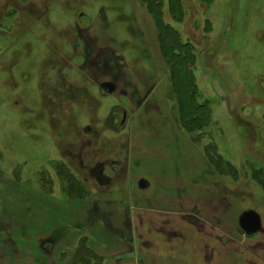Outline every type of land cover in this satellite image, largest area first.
Wrapping results in <instances>:
<instances>
[{"label":"rangeland","instance_id":"1","mask_svg":"<svg viewBox=\"0 0 264 264\" xmlns=\"http://www.w3.org/2000/svg\"><path fill=\"white\" fill-rule=\"evenodd\" d=\"M139 1L0 0L2 264L74 248L64 241L67 227L70 237L83 236L59 264H71L75 253L79 261L81 244L99 257L97 230L111 249L107 256L132 252L127 230L106 226L126 216L177 224L162 229L158 249L169 257L179 230L195 241L193 253L184 244L183 264H264V0L164 1V22L187 45L172 78ZM90 56L123 73L112 81L94 74L84 63ZM191 82L194 100L185 88ZM103 83L116 88L101 94ZM200 104L198 124L182 118L179 108L192 113ZM120 157L125 168L118 174L111 160ZM100 160L105 170L90 175ZM66 173L82 193L72 199ZM131 189L136 210L112 212V203L129 202ZM142 206L154 213L137 211ZM247 212L263 227L252 237L240 224ZM75 220L84 228L75 230ZM136 252L137 264L147 262Z\"/></svg>","mask_w":264,"mask_h":264},{"label":"crops","instance_id":"2","mask_svg":"<svg viewBox=\"0 0 264 264\" xmlns=\"http://www.w3.org/2000/svg\"><path fill=\"white\" fill-rule=\"evenodd\" d=\"M143 189L148 191V189H146V186L143 187ZM131 192L132 193L129 192V195H128L129 196V202H127L124 206H122V205L120 206V204L122 203L120 200H118V201L121 202V203H112L111 204L110 209H113L112 212H114V211L120 212V209H121V212H122V210L125 209L124 210V211H126L125 213L130 215V212L132 213L133 210H136L134 208V205L132 204L133 201L135 200V197H136L134 195L135 192L133 190ZM118 201L116 200V202H118ZM142 207L144 208L145 206H142ZM145 208L144 209H142V208L138 209L137 208V211L143 212V211L146 210L147 213L149 212V214L150 213H154V210H151V208H149V206L145 207ZM146 211H145V213H146ZM157 211L159 213L157 216L162 217L160 215L161 214L160 212H162V211H160V209H157ZM163 211H166V209H163ZM79 212H80L81 216L84 215L85 219H82V221L85 222L86 219H87L85 217V213H82L81 211H79ZM119 216H121V215H119ZM181 217H183V216H181ZM125 219L126 220L122 219V221H120L121 222L120 225L118 224V221H116V219H110V221L107 222L109 224V226L108 225H106V226H107V228L111 227L114 230H115L114 226H117V227L121 226L122 228L125 229V231L127 230V233H126L127 239H126L125 243L128 244L131 247H134L133 251L129 252V253L110 254L109 256H107V254H105V253L109 252L111 249L109 248V246H107V243H104L106 237L102 236V235H99L101 231L97 230V232L95 233L93 239L95 240V243L97 244V246H95V248L97 249L96 253L99 254V257H100V260H99V261H101L100 264H135V262L137 264V260L136 259L138 258L139 254H137L136 250H138V252L143 254V258H145L147 260V262H141V263H138V264H165V262L166 263L170 262V264H183V259H185V257L187 256V253L185 252L184 244L186 245L188 250L190 249L191 252L193 251L192 247L189 248V245L192 244V243H195V241H190V239L185 238L184 234H178L179 230H175L174 231V233L176 235L171 239L172 241H171V245L170 246L172 247V250H171V254L169 255V257H166V254L165 253L163 254V252L161 253L160 252L161 250L158 249V246L161 245L162 238H164V237H162V236H164V234L161 233L162 229L167 228V227H172L174 229L177 226V224H175V226L172 223L168 224L167 220H163V219H160V218L158 220H156V221H153V220H142L141 217L140 218L133 217L131 219L128 216H126ZM80 220H81V218H80ZM80 220L79 221L75 220V222H76L75 223L76 224L75 230L78 229L77 224H79L80 229H82V227L84 228V224L85 223L84 222L80 223ZM121 227H119V229ZM144 229H145V231H144ZM150 229H154L155 230L154 232H152L154 235L151 232H149ZM44 230H46V229H44ZM63 230H64V234H65V236H63L64 237V241L66 243H71V245H72V243L73 244L75 243L74 244V248H75L76 244H77V242L80 239L82 234L81 235H79V234L77 235V233L75 232L76 236L70 237V234H71L70 228L67 227V228H64ZM72 232H74V231H72ZM52 233H54V231ZM119 234H120V232H117V235L119 237V239H117V240L120 241V239H121L120 242H123L122 241V236L123 235L121 236ZM46 235L50 236V234H46ZM113 238H115V237L113 236ZM115 240L116 239H114V241ZM206 240L207 239H204V243L210 242L211 244H214V242H215V240H213V241L212 240L211 241L210 240L206 241ZM36 241L39 242V238L35 239V243H36ZM110 241L112 242L113 240L110 239ZM196 242H197V240H196ZM87 243H88V241H87ZM159 247L161 248V246H159ZM74 248L71 246V247H69L67 249H63L64 251H62L61 253L56 254V256L55 255H50V253H49V254H46V256H48V257H44V258H41V259L33 257L32 259H29V260H31V262L27 263V264H59L58 262L62 259V255H64L65 250H67L69 253H71V252L74 251ZM93 248L94 247H92L91 249H93ZM216 248L217 247L213 246L212 255H216ZM2 250H6L7 251V247H5L4 245L3 246L0 245V253L2 252ZM188 256L190 257V255H188ZM65 258H67V257H65ZM69 258H71V256ZM1 260H2V262H1ZM211 260H212V257H211ZM225 260H226V257H225ZM227 260L230 261L231 258L227 257ZM5 261L6 260H4V258H2V257L0 258V264L4 263Z\"/></svg>","mask_w":264,"mask_h":264},{"label":"trees","instance_id":"3","mask_svg":"<svg viewBox=\"0 0 264 264\" xmlns=\"http://www.w3.org/2000/svg\"><path fill=\"white\" fill-rule=\"evenodd\" d=\"M165 2H169V6H173L175 3H173L171 0H140L139 2H141V4L143 5V7L146 9L148 15H150L154 21V24L156 27V34L158 35V44H159V54H160V58L162 60V62L164 63V66H166V68L170 69L172 76L173 77V70H174V64H177L178 61H180V59L183 56V52L185 51V49H187V45L182 43L181 40L179 39L180 37H178V34L172 29V32L170 31L171 28L167 27L166 23L163 20V7L165 6ZM176 1V0H175ZM200 4H209L211 2V0H198ZM168 6V7H169ZM174 15V14H173ZM165 38V40H164ZM182 51V52H181ZM191 57L193 58V56L191 55ZM192 58L190 60H192ZM183 64V63H182ZM184 65V64H183ZM186 66V65H184ZM190 66H193L192 63H188L187 64V71L186 72H191V68L189 69ZM185 68V67H183ZM169 71V72H170ZM185 72V73H186ZM172 81V80H171ZM174 85V82H172V86ZM185 88H188L189 90V98L191 100H194L197 98V94L195 93L194 86L191 83H187V86L185 84ZM179 110H181V112H183L182 118H188L189 122L193 125L195 123L198 124V120L200 119V114L204 113V109H203V105H199L196 110L192 111V113H189L188 109L185 110L184 108H179ZM186 126V125H185ZM68 177L67 182V187H66V196H69V198H75L76 196L81 195L82 193H80V189H75L76 187V183L75 181L72 179V176L69 173L65 174ZM75 186H74V185ZM248 213V212H247ZM247 213H244V215H246ZM243 215V216H244ZM243 217L241 216L240 218V224H241V219ZM242 226V225H241ZM244 227V226H242ZM244 230V229H243ZM245 231V230H244ZM83 244H81V251L84 252V254L78 259L77 254L75 253L74 256L72 257V262L71 264H93L91 262H89L91 259V256L97 260L96 262H98L100 260V257H98L96 254H94L92 252L91 249H88V247L83 246ZM99 259V260H98ZM78 261V262H76ZM101 262V261H100ZM100 264V263H99Z\"/></svg>","mask_w":264,"mask_h":264},{"label":"flooded vegetation","instance_id":"4","mask_svg":"<svg viewBox=\"0 0 264 264\" xmlns=\"http://www.w3.org/2000/svg\"><path fill=\"white\" fill-rule=\"evenodd\" d=\"M88 60V62H86V60L84 61V63H86L85 65H88L87 63H89L91 66L93 65L94 66V68L96 69L95 70V72H94V74H96L97 75V72L99 73V71L102 73V75L104 74V75H106V76H109L110 78H111V81L114 79V80H116V78L119 76V75H121V73H123V71L120 69H118L117 68V63H115V62H109V63H91L92 61L91 60H93L92 58H91V56H90V59H87ZM113 60H114V58H113ZM115 61V60H114ZM89 66V65H88ZM86 68H87V66H85ZM114 83V82H113ZM112 83V84H113ZM112 84H110V83H103L101 86H100V89H101V94H109L110 92V90H111V92L113 91V89H115L116 87L115 86H113ZM126 117V113L125 112H123L122 113V121L124 120V118ZM121 126H123V123L121 124ZM90 130L91 129H86L85 131H88V133H90ZM92 131V130H91ZM108 159V158H107ZM111 161H112V163H111ZM110 161V163L111 164H117V167L114 169V171H117V173L119 174L122 170L121 169H124L125 167H124V165H125V157H120L119 159H118V163H116V161H114V160H111ZM104 163L105 162H103V160L101 161H98V162H96L95 164H94V168H90L89 167V165L88 166H86L85 167V165L84 164H82V168L81 169H85V170H87L88 169V167L90 168V169H88V173L90 174V175H94V174H100L101 173V171L104 169L105 170V166H104ZM127 163V162H126ZM101 170V171H100ZM103 170V171H104ZM93 177V176H92ZM140 184V183H139ZM148 187L149 186H146V189H148ZM261 199H262V202H264V200H263V197L261 196L260 197ZM261 202V203H262ZM213 204H215V203H213ZM248 213H250V212H248ZM256 216H258L257 214H256ZM258 219H259V224H258V227L257 228H255L256 230H255V232H253V233H248L246 230L244 231L245 232V234H246V236H249V237H252L253 235H256V234H258V233H261V231H262V226H261V219H260V217L258 216ZM249 234V235H248ZM219 240H221V238H218ZM261 244L262 245H264V241H262L261 242ZM260 246L257 244V249L259 248ZM261 248V247H260Z\"/></svg>","mask_w":264,"mask_h":264},{"label":"water","instance_id":"5","mask_svg":"<svg viewBox=\"0 0 264 264\" xmlns=\"http://www.w3.org/2000/svg\"><path fill=\"white\" fill-rule=\"evenodd\" d=\"M109 92H111V90ZM242 217L243 218L241 219V225L244 226L243 229L250 234L255 232V228H257L259 224L258 216H256L255 213L250 212Z\"/></svg>","mask_w":264,"mask_h":264}]
</instances>
